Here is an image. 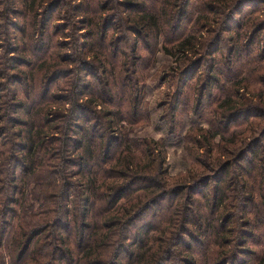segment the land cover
<instances>
[{"label": "trees", "instance_id": "obj_1", "mask_svg": "<svg viewBox=\"0 0 264 264\" xmlns=\"http://www.w3.org/2000/svg\"><path fill=\"white\" fill-rule=\"evenodd\" d=\"M26 1L36 46L52 47L46 28L66 6L77 55L40 65L54 67L48 84L69 79L58 106L34 73L24 101L13 75L0 97V249L13 264H264V0ZM160 50L185 56L161 119L170 133L197 120L177 176L164 138L131 135L149 117L140 72Z\"/></svg>", "mask_w": 264, "mask_h": 264}, {"label": "rangeland", "instance_id": "obj_2", "mask_svg": "<svg viewBox=\"0 0 264 264\" xmlns=\"http://www.w3.org/2000/svg\"><path fill=\"white\" fill-rule=\"evenodd\" d=\"M23 1V3H22ZM51 0H48L50 2ZM72 5L78 3V0H71ZM195 2V0H193ZM46 3V2H45ZM28 4L26 0H0V97L2 95H10V76L13 75L12 79L16 81L14 85V90L19 91V96L21 101H24L25 95L28 93V83L27 80L35 76V83L39 82L38 92H46L54 101L53 105L58 106L59 99L65 95L68 89L67 83L69 79L55 80L53 83L48 84L49 76L46 77L48 70L50 74L52 69L48 62L47 66L40 68V65L44 63V60L49 57H53L52 60L55 64L61 63V58L66 55H77L75 53V48L72 46L74 28L70 25L67 17L66 6L60 4V8L56 12L52 13V19L50 20L46 31L50 33L56 28V31L51 35L52 47L46 45L48 42V36H45V43H39L38 46L34 45V39L39 36L40 30L34 24V21L39 22V16H36L29 11V7L23 6ZM49 6V5H48ZM119 7V6H117ZM263 7V6H262ZM45 11L39 9L42 15ZM264 17V11L261 12ZM34 15V19H32ZM48 15V14H46ZM37 23V22H36ZM73 24V21L71 22ZM190 24L184 26V28L189 29ZM61 32L58 33V31ZM81 40L84 41L86 32L81 31ZM259 38V46L262 48L264 46V30L260 32L257 36ZM63 42V43H62ZM17 48L18 52H13ZM127 54H130V49L127 48ZM143 55H147L146 52L142 51ZM80 55V53L78 52ZM226 54V51L223 52ZM153 55V54H152ZM19 65V67L12 70L13 60ZM152 62L147 67L146 71H141L140 73L146 77L145 81L147 83L145 91L146 96L144 100V107H146L148 112V121L144 124H139L134 128L132 136L138 138H154L161 139L164 138L166 141V149L168 152L167 165L169 167V173L171 176H177L181 171L185 172L188 168V162L185 158V143L184 136L189 132L190 127L197 123V120L193 115H185L178 127L177 133H170L168 130V125L164 120L161 119L164 114L165 108L162 106V102L166 98V94L172 89L170 74L174 68L181 65V59L184 60V55L178 54L176 56H169L165 54L162 50L157 52L152 57L149 56ZM64 65V64H63ZM39 68V70H38ZM57 68V67H56ZM42 69V70H40ZM34 70V71H33ZM35 74L32 76V74ZM47 78V79H46ZM20 99V98H19ZM1 105V99H0ZM67 108L70 107L69 104L65 105ZM20 114L25 111L20 109ZM18 114V116H20ZM16 115V114H15ZM185 170V171H184ZM255 239H250L246 245L249 249H255L254 246ZM5 247L0 249V264H13L14 259L18 256L16 252L12 255L11 247L9 244L5 243ZM185 255H188L184 253ZM252 260L250 257L247 258V263ZM172 263V262H171Z\"/></svg>", "mask_w": 264, "mask_h": 264}]
</instances>
